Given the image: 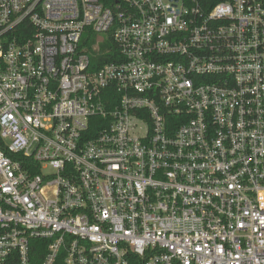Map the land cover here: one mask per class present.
Returning a JSON list of instances; mask_svg holds the SVG:
<instances>
[{"label": "built area", "instance_id": "obj_1", "mask_svg": "<svg viewBox=\"0 0 264 264\" xmlns=\"http://www.w3.org/2000/svg\"><path fill=\"white\" fill-rule=\"evenodd\" d=\"M0 138V264H264V0H0Z\"/></svg>", "mask_w": 264, "mask_h": 264}, {"label": "trees", "instance_id": "obj_2", "mask_svg": "<svg viewBox=\"0 0 264 264\" xmlns=\"http://www.w3.org/2000/svg\"><path fill=\"white\" fill-rule=\"evenodd\" d=\"M221 1H226V0H199V3L201 4V6L203 8L210 9L216 3L221 2ZM95 42H96V34H92L90 32V29H88L87 34L84 36V38L82 40V47H87L90 49ZM108 46H110L112 48L113 53L112 54L107 53V54H104L103 56H101L99 58V60L103 63L117 60V57L115 55V53L117 51L116 46H114V44L112 42H111V44H108ZM0 147L4 148L12 158H14V159L20 158L17 154H14L13 152H11L8 149V147L2 141L1 138H0ZM33 244L39 246V247H33V250H32L33 261L35 264H40V262L42 261V259L44 258V256L46 255V252H47L46 242H44L43 240L36 239L33 241Z\"/></svg>", "mask_w": 264, "mask_h": 264}]
</instances>
